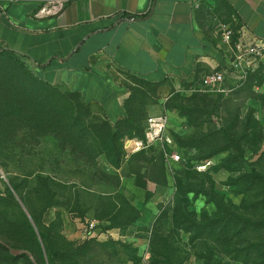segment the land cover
Wrapping results in <instances>:
<instances>
[{"label":"rangeland","instance_id":"374dc122","mask_svg":"<svg viewBox=\"0 0 264 264\" xmlns=\"http://www.w3.org/2000/svg\"><path fill=\"white\" fill-rule=\"evenodd\" d=\"M2 79L0 264H33L2 242L38 264H264V52L215 86L134 79L118 130L0 58Z\"/></svg>","mask_w":264,"mask_h":264},{"label":"crops","instance_id":"0c3cea01","mask_svg":"<svg viewBox=\"0 0 264 264\" xmlns=\"http://www.w3.org/2000/svg\"><path fill=\"white\" fill-rule=\"evenodd\" d=\"M46 2L0 0V52L112 123L126 117L134 79L179 85L224 68L221 23L234 42L264 47V0H69L58 14H39ZM7 103L0 119L13 117Z\"/></svg>","mask_w":264,"mask_h":264},{"label":"built area","instance_id":"2783aa9c","mask_svg":"<svg viewBox=\"0 0 264 264\" xmlns=\"http://www.w3.org/2000/svg\"><path fill=\"white\" fill-rule=\"evenodd\" d=\"M69 0H47V2L40 8L39 14L54 15L60 13L65 4ZM222 42L230 49L228 63L224 68L217 70L211 74L204 75L201 79L204 85H219L221 84L227 74V69L231 67L234 71H239L242 66H249L254 63V59L261 56L264 52V47L256 43L246 44L241 41L234 42V30L229 24L221 23L218 26ZM154 118L149 119V124L146 128V141H153L156 136L159 137L164 129V121ZM143 142V141H142ZM141 142V143H142ZM143 144V143H142ZM175 160L181 157L179 154L173 155Z\"/></svg>","mask_w":264,"mask_h":264},{"label":"trees","instance_id":"16d2710c","mask_svg":"<svg viewBox=\"0 0 264 264\" xmlns=\"http://www.w3.org/2000/svg\"><path fill=\"white\" fill-rule=\"evenodd\" d=\"M0 56H1V57H5V58L11 60L13 63H15V64H17L19 67H21V68H22L26 73H28L30 76L34 77L37 81L41 82V81L39 80V78L34 74V72L31 71V70H29L28 67L24 64V62L20 61V60H19L17 57H15L14 55H11V54L8 55V54H5V53H3V52H0ZM2 80H4V79H2ZM42 83L45 84V85L52 86V85H50V84H48V83H44V82H42ZM9 87H10V86H9ZM69 92L72 93L73 95L78 96V97L82 100V102H83V104H84L85 106H90V104H89V103H86V102L81 98V96H80L78 93H76V92H72V91H69ZM126 117H127V115H126ZM126 117H125L124 119H122V120H125ZM104 118H105V123H104L105 127L109 128V129H112V128L115 127V128H117V130H118L119 124L121 123L122 120L117 121V122H115V123H112V122H110L106 117H104ZM145 132H146V129H145ZM115 135H116V134H115ZM115 135H113V137L111 136V141H113V142H114V139H116V136H115ZM106 154L108 155V157H110L108 151H106ZM123 154H124V152H121V153L118 152V151L115 152V156L123 155ZM109 163H110L111 165L115 166V167H119V166H120V162L114 164V161H113V160L109 161ZM111 227H114V226L112 225V226H110V228H111ZM40 237L42 238V240L45 238L44 235H43V233H41V232H40ZM2 246H3V248L6 249L10 254H12V253H11V250H10L11 246H9L8 244H6L5 242H2ZM12 248L22 249V248H18V247H12ZM25 250H26V249H25ZM27 251H28V250H27ZM13 255H14V254H13ZM22 255H23V254H21V255H14V256L16 257V256H22ZM34 258H35V257H34ZM35 260H36V262H37V259H36V258H35ZM33 264H34V263H33ZM37 264H38V263H37Z\"/></svg>","mask_w":264,"mask_h":264},{"label":"bare ground","instance_id":"6f19581e","mask_svg":"<svg viewBox=\"0 0 264 264\" xmlns=\"http://www.w3.org/2000/svg\"><path fill=\"white\" fill-rule=\"evenodd\" d=\"M141 146H142V143L139 140L128 139L126 141V148H128V149H133L134 151H137L141 148Z\"/></svg>","mask_w":264,"mask_h":264},{"label":"water","instance_id":"95a60500","mask_svg":"<svg viewBox=\"0 0 264 264\" xmlns=\"http://www.w3.org/2000/svg\"><path fill=\"white\" fill-rule=\"evenodd\" d=\"M10 250H11V253L14 254V255H21V254L29 255L30 258L32 259L33 263L37 264L34 256L29 251H27L25 249H17V248H12V247L10 248Z\"/></svg>","mask_w":264,"mask_h":264}]
</instances>
